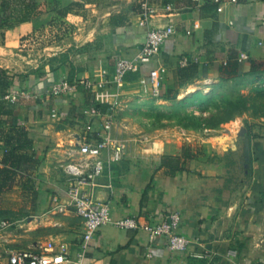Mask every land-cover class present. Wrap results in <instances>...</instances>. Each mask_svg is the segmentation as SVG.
Segmentation results:
<instances>
[{
	"label": "crops",
	"instance_id": "1",
	"mask_svg": "<svg viewBox=\"0 0 264 264\" xmlns=\"http://www.w3.org/2000/svg\"><path fill=\"white\" fill-rule=\"evenodd\" d=\"M141 2L0 0V68L8 76L7 88L0 86V167L13 129L25 127L39 161L37 211L50 210L54 195L69 201L65 168L83 158L79 146L90 122L83 113L89 103L114 105L116 130V107L127 98L150 97L149 74L157 66L164 75L160 100L214 88L242 95L240 78H247L251 89L264 84V0L225 1L221 12L213 2L150 0L151 25L172 24L176 30L153 62L141 64L120 84L79 83L71 94L48 92L64 76L96 80V68L112 72L121 53L137 51L148 30L140 22ZM244 52L248 58L241 57ZM23 88L31 96L7 97ZM99 125L92 122L94 130ZM117 133L128 139L129 148L99 178L96 196L110 202L114 218L136 215L147 221L177 211V230L191 242L178 252L142 228L113 223L84 242L81 220L75 240L56 250L70 260L67 264L79 258L81 264H264V134L208 135L205 151L195 150L170 175L163 159L179 154L183 136ZM231 249L237 254L228 257Z\"/></svg>",
	"mask_w": 264,
	"mask_h": 264
},
{
	"label": "built area",
	"instance_id": "2",
	"mask_svg": "<svg viewBox=\"0 0 264 264\" xmlns=\"http://www.w3.org/2000/svg\"><path fill=\"white\" fill-rule=\"evenodd\" d=\"M198 3L213 2L217 4V10H223L225 1L234 5H240L242 0H195ZM141 20L142 24L148 26L146 39L143 45L135 52L121 53L114 62L113 71L99 66L95 69L94 77L91 79H72L64 76L62 79L54 82L48 92L52 95L71 94L75 91L79 83L94 85L96 82L103 84H120L126 76L132 71H138L141 64L150 63L161 53L167 40L175 33V27L169 24L164 27H154L151 25V17L154 13L150 0L141 2ZM242 58H248L244 52ZM162 67H154L149 74L150 93L155 98H161L163 88ZM30 90L16 89L11 91L7 97L13 99L22 95L31 96ZM83 113L90 118L86 125V132L83 136V142L79 146V151L83 158L79 163H68L65 173L68 179L67 196L68 202H62L58 195L52 197L53 207L51 211L67 212L75 211L83 221V241L88 242L93 235L105 224L113 223L122 229L142 228L147 231L151 237L163 238L171 250L185 251L191 239L177 230L181 215L177 211H172L165 215H157L152 220L141 221L136 215H127L114 218L112 216V206L109 201L99 199L96 196V188L99 185V178L105 176L106 172L112 170L115 163L120 162L126 155L129 142L128 139L115 132V111L114 105L101 108L97 103H89L83 110ZM54 118H59V113L53 112ZM100 122L99 129L94 130L92 122ZM96 134V135H95ZM87 167V169H85ZM2 221L1 225H6ZM237 251L231 249L227 256L236 255ZM68 260L63 252H41L33 249H17L12 251L9 257V264H67ZM75 264H81L79 258Z\"/></svg>",
	"mask_w": 264,
	"mask_h": 264
},
{
	"label": "rangeland",
	"instance_id": "3",
	"mask_svg": "<svg viewBox=\"0 0 264 264\" xmlns=\"http://www.w3.org/2000/svg\"><path fill=\"white\" fill-rule=\"evenodd\" d=\"M249 83L247 78L239 79V84L245 87L246 92L242 95L224 93L214 88L190 96L178 97L174 94L166 100H160L151 94L147 98H127L123 104L115 106L118 109L117 117L119 115L115 132H162L167 136L181 135L186 139L180 138L183 145H190L198 153L205 151V137L208 135L215 139L225 132L262 135L264 84L256 90L251 89ZM189 135L192 138L189 139ZM139 157L140 154L137 155L138 160ZM38 165L39 161L30 171L34 188L22 189L15 185L4 194L0 203V264H9L12 251L17 249L56 251L64 243L73 242L74 236L80 233L82 218L75 211L55 212L47 210V207L37 211L36 200L41 187L35 175ZM2 221H6V225L2 226Z\"/></svg>",
	"mask_w": 264,
	"mask_h": 264
},
{
	"label": "trees",
	"instance_id": "4",
	"mask_svg": "<svg viewBox=\"0 0 264 264\" xmlns=\"http://www.w3.org/2000/svg\"><path fill=\"white\" fill-rule=\"evenodd\" d=\"M252 70L256 62L251 61ZM8 76L0 68V86L7 88ZM3 93H6L5 91ZM101 108H106L102 104H97ZM28 130L25 127L14 128L12 137L9 141V147L4 151L0 167V203L4 194L12 190L15 185L22 189L34 188V180L31 170L38 164V159L31 149V139L28 137ZM195 152L190 145L184 144L181 153L177 156H167L163 160V165L169 167V174L174 175L181 167L182 160L185 162L194 157Z\"/></svg>",
	"mask_w": 264,
	"mask_h": 264
}]
</instances>
